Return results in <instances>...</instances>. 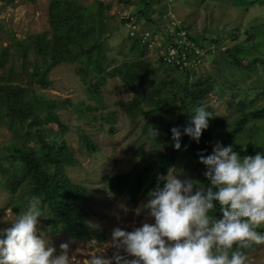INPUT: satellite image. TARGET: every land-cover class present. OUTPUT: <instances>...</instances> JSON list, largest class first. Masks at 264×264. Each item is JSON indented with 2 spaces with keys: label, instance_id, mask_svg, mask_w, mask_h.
<instances>
[{
  "label": "trees",
  "instance_id": "1",
  "mask_svg": "<svg viewBox=\"0 0 264 264\" xmlns=\"http://www.w3.org/2000/svg\"><path fill=\"white\" fill-rule=\"evenodd\" d=\"M0 2L13 4V0ZM138 2L142 5L138 14L145 19L146 26L152 29H145L144 26L139 29V33L128 35L125 54L128 59H122L111 67V62L107 66L105 64L103 43L116 17L109 14L108 4L98 1L85 6L77 0H49L48 30L22 41L12 37V47L23 55L17 66L11 62L13 55L9 47H0V125L11 133V137L0 145V184L8 190L7 207L14 214L25 209L31 195L39 196L45 216L38 218H44L54 233L74 239L89 238L90 227L83 205L91 195L85 184L74 183L66 175V168L74 164L64 137L67 128L54 112L56 104L44 100L41 94L40 90L50 84L46 79V70L29 72L23 59L24 43L30 45L38 59L50 66L75 64V71L87 88L94 81L102 83L106 79L118 78L123 91L132 95L131 100L121 104L120 108L131 120L144 117L140 127V142L133 153V164L124 173L101 177V183L110 193L124 195L126 204L135 203L139 195L155 188L158 175H166L169 169L190 171L195 180L207 184L203 176L205 168L199 162L198 153L203 150L205 155L209 154L217 141L224 145L232 144L240 155H254L256 151L264 153V131L258 130L251 134L254 129L246 133L247 125L264 120V105L255 107L254 100L246 106L243 99H239L240 96L239 100L230 103V106L235 105L233 107L237 111L233 119L217 116L204 102L213 88V82L210 77H198L195 73L201 68V57L218 53L222 55V64L228 63L227 66L234 69L232 74L240 75L243 85L244 78H250L258 63L262 62L255 56L257 50L261 51L260 45L255 42L262 39L264 44V32L263 38H260V30L253 39V45L256 46L254 54L250 53L252 46L244 50L240 46L221 50L217 40L208 41L205 37L201 41L195 40L182 21L176 25L170 24L171 30L160 32L157 20H149L147 16L153 11L150 1ZM251 3L263 5L264 0H252ZM233 5L240 7L238 2ZM136 22L134 16L121 20L128 26ZM144 32H148L149 37L142 42L140 34ZM181 32H184L186 40L194 44L192 52L186 54L187 60H199L196 67L176 65L160 57H151L147 45L156 36L163 47L172 43L178 50L175 57L180 59L183 45H179L177 40L182 38L179 35ZM195 49L201 54L195 56ZM240 52L244 53L241 57ZM248 53L253 56L243 63ZM152 59L157 61L156 65L151 64ZM212 61L216 64V60ZM242 85H232L237 88V95L243 93L245 88L251 89ZM91 97L99 99L96 93H91ZM201 104L212 112L209 127L202 131L199 143L184 135L181 149H174L170 128L185 126L193 108ZM87 109L96 110L94 107ZM42 114L45 116L42 117ZM79 115L87 117L85 110ZM88 118L92 119L91 116ZM115 119L114 113L102 118L109 124H113ZM46 124L57 126L55 138L44 128ZM152 126L159 129L156 140L147 134V129ZM243 135L247 137L245 143L238 141ZM80 138L89 152L96 150L87 136L82 135ZM212 214L219 215L218 207ZM99 240H104L102 233ZM254 247L245 250L247 255Z\"/></svg>",
  "mask_w": 264,
  "mask_h": 264
},
{
  "label": "rangeland",
  "instance_id": "2",
  "mask_svg": "<svg viewBox=\"0 0 264 264\" xmlns=\"http://www.w3.org/2000/svg\"><path fill=\"white\" fill-rule=\"evenodd\" d=\"M85 6L93 4L95 1L108 4L109 14L116 17L113 27L108 31V36L103 43V55L106 66L111 62L110 67L128 59L125 55L127 48V36L130 35V26L121 23L122 19L134 16L137 19L139 29H152L146 26L143 17L138 14L142 5L138 0H77ZM152 10L148 13L149 20L156 19L160 32L171 30L170 24L175 25V21H182L188 28L189 34L197 41L203 37L206 40H217L221 50L240 46L242 50L252 46L250 53L254 54L256 46L259 49L255 53L257 58L262 59L258 63L250 78H244L246 87L243 93H236L237 88L233 84L241 86L240 75L232 74L234 69L228 63L222 64L221 54H212L201 57L200 70H195L198 77H210L213 88L205 99L211 110L217 116L228 120L233 119L237 111L231 102L243 99L246 106L255 100L253 106L264 105V44L261 39L254 43V38L258 31L263 38L264 30V4L251 3L252 0H149ZM237 3L240 7H235ZM253 4V5H252ZM48 5L49 0H13L12 5L0 2V47L8 46L13 55L11 62L17 66L22 54L12 47V37L18 41L42 33L48 30ZM145 20V19H144ZM135 21V20H134ZM138 29L137 33L140 32ZM157 30V29H156ZM158 31V30H157ZM262 35V36H261ZM154 36V40H156ZM211 45V44H207ZM24 62L28 65L29 72L33 70H46L47 80L50 84L41 89L44 100L54 102V112L60 121L66 126L64 134L65 141L70 147L74 164L66 168V175L74 183L85 184L90 192L91 198L83 205L89 222V238L86 240L74 239L60 233H54L49 227V223L43 218H38V227L45 232L51 245L56 249L57 254L61 251V243L69 244V254L72 256L70 264H88V257L103 251L111 238V231L114 227H121L131 230L132 226H139L146 217L144 210L140 215L134 213V209L146 200V194H141L133 204H126L123 194H112L101 183L103 175H116L124 173L133 164V153L140 142V127L144 121L143 116L131 120L120 108L121 104L130 101L132 95L126 94L122 88V82L118 78L106 79L104 82L94 81L90 87L81 81L76 73V65L50 66L45 61L36 57L28 43H24ZM222 52V51H220ZM248 53L246 60L253 55ZM151 57L155 56L152 48ZM244 53L240 52L239 57ZM216 60V64L214 61ZM157 64L152 59L151 64ZM218 67V68H217ZM232 71V72H231ZM1 76V75H0ZM242 85V86H243ZM256 89V91H255ZM91 93H96L99 99L91 97ZM260 94V95H258ZM246 96V97H245ZM238 99V100H239ZM96 108L94 111L87 108ZM85 110V116L79 112ZM109 113L115 114V121L109 124L102 120ZM45 114H42L44 117ZM88 118V117H90ZM44 128L56 136L58 130L55 124H46ZM246 133H256L258 130L264 131V120L254 121L246 127ZM112 130V131H111ZM87 136L96 147L95 151L89 152L82 144L81 136ZM11 137V133L0 125V145ZM247 137L243 135L238 140L245 143ZM183 175L181 179L188 177L194 179L190 171H179ZM9 199L8 190L0 184V229L9 227L13 216L11 208L7 207ZM104 235V240H99L100 234ZM254 250L250 252L248 264H263L264 245H254ZM113 249H105V254L110 256Z\"/></svg>",
  "mask_w": 264,
  "mask_h": 264
},
{
  "label": "clouds",
  "instance_id": "3",
  "mask_svg": "<svg viewBox=\"0 0 264 264\" xmlns=\"http://www.w3.org/2000/svg\"><path fill=\"white\" fill-rule=\"evenodd\" d=\"M212 116L207 106H195L185 126L170 128L172 147L180 150L184 135L199 143ZM147 134L156 140L160 133L152 126ZM198 159L207 184L181 179L175 169L158 175L156 187L134 209L137 216L147 210L153 222L145 219L130 231L114 227L88 264H248L245 250L264 245V230H258L264 229V153L240 155L217 141ZM217 207L219 215L212 214ZM44 216L41 198L31 195L25 209L8 219L10 226L0 229V264H70L69 244L61 243L57 254L38 227Z\"/></svg>",
  "mask_w": 264,
  "mask_h": 264
},
{
  "label": "built area",
  "instance_id": "4",
  "mask_svg": "<svg viewBox=\"0 0 264 264\" xmlns=\"http://www.w3.org/2000/svg\"><path fill=\"white\" fill-rule=\"evenodd\" d=\"M176 24H179L180 21H175ZM175 24V25H176ZM130 36H132L135 32L138 31V26L137 24H131L130 25ZM142 36V42L146 41V39L149 37V33L148 32H144V33H141L140 34ZM182 38L181 39H178L177 40V43L179 45H183L182 48H183V51L180 52V59L179 58H176V54L178 53V50L174 47V45L171 43V44H167L165 47H163L161 45V40H150L149 43H148V49L150 50L149 53H151V50L153 48L154 50V53H155V56L156 57H160L163 61H166V62H175L176 65H181L182 66H187L189 65L190 67H196V65L198 64V61L199 60H195V59H191V60H187L189 59L186 52H192V48L194 46L193 42L192 41H189L188 39L186 40L185 39V35H184V32H181L179 34ZM196 54V55H195ZM198 54H201V52H198L197 49H195L194 51V55L197 56Z\"/></svg>",
  "mask_w": 264,
  "mask_h": 264
}]
</instances>
